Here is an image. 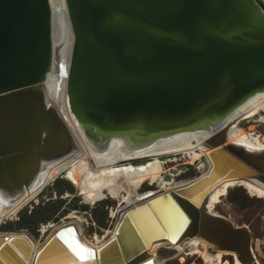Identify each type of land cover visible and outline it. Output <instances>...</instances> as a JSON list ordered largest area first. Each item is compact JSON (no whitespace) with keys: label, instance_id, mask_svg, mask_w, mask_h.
I'll return each instance as SVG.
<instances>
[{"label":"water","instance_id":"95a60500","mask_svg":"<svg viewBox=\"0 0 264 264\" xmlns=\"http://www.w3.org/2000/svg\"><path fill=\"white\" fill-rule=\"evenodd\" d=\"M60 6L69 39L64 98L82 138L101 150L110 141L135 148L204 132L209 166L188 185L128 210L89 258L68 226L55 230L34 253L24 237L0 233V264H152L142 249L148 243L172 246L190 238L210 252L233 254L239 264H256L249 230L194 199L216 181L264 192V148L229 142L226 121L264 92V0H60ZM50 22L49 0H0L2 207L33 190L39 174L74 149L58 110L45 101ZM201 186L187 198L185 191ZM164 199L185 219L178 236L153 209ZM141 209L157 219L158 235L143 232L134 218ZM124 226L133 246L120 239Z\"/></svg>","mask_w":264,"mask_h":264},{"label":"bare ground","instance_id":"6f19581e","mask_svg":"<svg viewBox=\"0 0 264 264\" xmlns=\"http://www.w3.org/2000/svg\"><path fill=\"white\" fill-rule=\"evenodd\" d=\"M49 7L51 13L50 24L52 49L50 68L43 84L45 101L47 105L58 110L62 120L70 131L74 149L68 156L42 171L37 178L35 188L30 192H25L12 206L2 207L0 205V224L11 219L19 209L33 200L49 182L53 181L59 175H62V178L65 179V181L69 182L76 188L78 195L82 198L85 205L92 206L107 198L116 201L118 206L122 204L127 205L118 210L119 215L117 216L118 220L114 227L115 230L121 217L128 210L134 209L143 204L144 200L168 193L179 187H184L194 181L174 184L173 178L176 174L174 172H170V174L163 173V161L160 158H175L178 155H183L191 161H194L196 159L198 160L200 155L205 157L208 150L204 147L203 142L204 139H206L207 134L199 131L179 133L155 140L145 146L135 148H130L120 141H110L105 148L99 150L93 145L87 143L79 133L80 131L67 109L64 98L63 74L65 72L69 39L60 11V0H49ZM259 111H264V92L249 98L227 118V123H231V129L227 140H232L233 142L231 143H240L255 149L264 148L263 141L251 137L250 134H247L240 129L237 124L235 125L237 119H248ZM137 159H143L141 162L145 163H130L132 160ZM205 162L208 168L209 163L206 159ZM203 175L204 173L201 176ZM217 182L218 181L214 182L210 186L205 195L202 194L194 199V202L195 200L197 201L196 205H199L202 201L201 204H204L205 209H207L209 213H211L212 206L217 201V198L224 194L227 188L233 185H239L248 194L264 199V192L250 185L236 184L231 181L216 184ZM144 184L148 185L149 188H157L156 192L139 194V192L142 191L141 189H143L142 186ZM204 187L205 186L195 189L191 188L185 191L188 195L187 198L191 199L195 197L200 190L204 189ZM203 196H205V200L203 199ZM164 200L166 202H163V200L155 202L153 209H158L157 216L160 219V222L164 224L165 229H169L171 233L176 232L178 236L180 232L178 233L177 231L180 230V223L183 215L181 212L177 211L178 209L175 208L176 206L174 207L173 202L170 199ZM2 201L3 200L0 198V204ZM145 209L136 212L134 218H137L138 223L142 226V230L145 234L149 233L148 236L150 237H152L151 235L153 234L158 235L157 219L152 216L150 210L148 211ZM113 215L114 212L111 213V217H113ZM68 226L72 227L75 233L74 237L76 239V244L80 245L85 250V258H89L92 252L96 251L98 247L103 245L114 234L113 230L107 240L94 243L81 237V225L79 226V223L75 221L63 223L55 230ZM128 234L129 228L127 226H124L121 228V231H119L120 239L125 240L128 245L133 246L135 243L128 237ZM15 235L24 237L31 245L33 253L42 246L41 245L38 248V246L23 233ZM199 241L200 240L196 238H190L175 243L172 246H175V248L194 247L195 245L197 246ZM163 244L169 243L155 240L154 242L148 243L145 248H142L147 255L145 261L147 259H153V250ZM202 247L203 252L201 255L204 261L218 260L223 254L233 255L221 251H216L215 253L210 252L203 244ZM73 261L77 262L76 259H73ZM151 262L152 264H155L154 260ZM255 263L258 264L256 261ZM235 264H239L237 260Z\"/></svg>","mask_w":264,"mask_h":264},{"label":"rangeland","instance_id":"374dc122","mask_svg":"<svg viewBox=\"0 0 264 264\" xmlns=\"http://www.w3.org/2000/svg\"><path fill=\"white\" fill-rule=\"evenodd\" d=\"M236 124L251 137L264 142V111H259L245 120L237 119ZM229 142L233 141L229 140ZM160 159L163 161H161L163 173L176 174L173 178L174 184L188 183L207 170L203 155L194 161L183 155ZM142 188L139 194L154 193L157 190L155 187L149 188L146 184ZM126 206L124 204L118 206L116 201L108 198L92 206L85 205L76 188L59 175L49 182L33 200L19 209L11 219L1 223L0 233H23L39 248L59 225L75 221L79 223V226L81 225V237L96 243L110 237L118 220V210ZM112 212H114L113 217H111ZM211 213L228 219L234 226H245L250 232L253 258L258 264H264L263 198L252 196L241 186L233 185L217 198ZM202 244L207 247L202 241L194 247L175 248V246L163 244L153 250L152 258L155 264L236 263L235 257L230 254H223L218 260L204 261L201 255Z\"/></svg>","mask_w":264,"mask_h":264},{"label":"snow or ice","instance_id":"6c2138e0","mask_svg":"<svg viewBox=\"0 0 264 264\" xmlns=\"http://www.w3.org/2000/svg\"><path fill=\"white\" fill-rule=\"evenodd\" d=\"M82 259L84 258V257H81Z\"/></svg>","mask_w":264,"mask_h":264},{"label":"trees","instance_id":"16d2710c","mask_svg":"<svg viewBox=\"0 0 264 264\" xmlns=\"http://www.w3.org/2000/svg\"><path fill=\"white\" fill-rule=\"evenodd\" d=\"M67 184V183H66ZM70 184V183H69ZM68 185V184H67Z\"/></svg>","mask_w":264,"mask_h":264}]
</instances>
